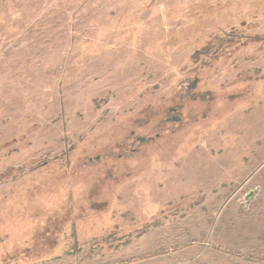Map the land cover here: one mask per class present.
<instances>
[{"label": "rangeland", "instance_id": "1", "mask_svg": "<svg viewBox=\"0 0 264 264\" xmlns=\"http://www.w3.org/2000/svg\"><path fill=\"white\" fill-rule=\"evenodd\" d=\"M0 264H264V0H0Z\"/></svg>", "mask_w": 264, "mask_h": 264}, {"label": "flooded vegetation", "instance_id": "2", "mask_svg": "<svg viewBox=\"0 0 264 264\" xmlns=\"http://www.w3.org/2000/svg\"><path fill=\"white\" fill-rule=\"evenodd\" d=\"M172 114H174V112ZM171 119L174 121H179V119L177 117H172ZM140 141H141V139H140Z\"/></svg>", "mask_w": 264, "mask_h": 264}, {"label": "water", "instance_id": "3", "mask_svg": "<svg viewBox=\"0 0 264 264\" xmlns=\"http://www.w3.org/2000/svg\"><path fill=\"white\" fill-rule=\"evenodd\" d=\"M141 141H143V139L141 140ZM251 196V194L249 195V197Z\"/></svg>", "mask_w": 264, "mask_h": 264}]
</instances>
